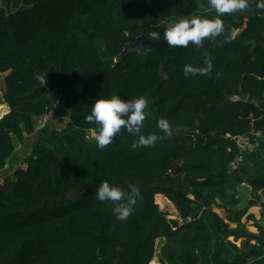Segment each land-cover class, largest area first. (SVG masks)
Here are the masks:
<instances>
[{
  "label": "trees",
  "instance_id": "1",
  "mask_svg": "<svg viewBox=\"0 0 264 264\" xmlns=\"http://www.w3.org/2000/svg\"><path fill=\"white\" fill-rule=\"evenodd\" d=\"M21 6L0 8V74L7 72L1 99L9 108L0 118V170L15 143L35 133L33 119L49 110V95L63 101L69 124L35 140L0 186V264H151L158 239L161 264H200L214 238L216 264L261 257L264 228L263 245L246 239L238 248L227 239L247 233L241 219L249 207L264 208V179L231 168L240 140L264 138V18L222 16L224 35L202 47H174L164 39L168 25L214 10L207 0H21ZM146 34L159 38L156 49L119 60ZM206 57L211 73L185 76L186 64L203 66ZM39 75L45 90L36 88ZM113 94L147 99L140 134L158 135L154 145L133 149L138 135L125 128L104 149L88 137L98 132L86 121L95 101ZM161 118L171 136L158 128ZM177 128L185 130L183 139ZM104 181L140 189L128 218L114 215L113 202L96 200ZM244 183L252 197L236 209ZM157 196L173 206V218Z\"/></svg>",
  "mask_w": 264,
  "mask_h": 264
},
{
  "label": "clouds",
  "instance_id": "2",
  "mask_svg": "<svg viewBox=\"0 0 264 264\" xmlns=\"http://www.w3.org/2000/svg\"><path fill=\"white\" fill-rule=\"evenodd\" d=\"M210 8L214 9V18H203L193 16L191 19L182 18L175 23H170L164 32V39L169 46L187 47L189 43L202 47L205 40H213L226 32L225 24L221 19L225 14L242 12L249 7V0H207ZM258 8L264 9V0H257ZM232 34L225 35L230 42ZM213 70V62L206 57L203 66L186 64L184 74L207 76ZM147 99L140 96L134 99H122L118 94L110 97L99 98L95 101L91 114L87 115L86 121L95 123L98 132L94 139L97 147L104 149L112 143L114 137L125 128L128 133L138 135L131 147H148L154 145L160 138L156 134L143 135L141 129L147 116ZM158 128L168 136L172 135V128L168 120L161 118ZM141 191L136 186H130V191L110 184L108 181L100 183L95 194L96 200L100 202L111 201L114 203V215L124 220L135 210Z\"/></svg>",
  "mask_w": 264,
  "mask_h": 264
},
{
  "label": "crops",
  "instance_id": "3",
  "mask_svg": "<svg viewBox=\"0 0 264 264\" xmlns=\"http://www.w3.org/2000/svg\"><path fill=\"white\" fill-rule=\"evenodd\" d=\"M257 0H249V7L242 11L237 12L233 14H225L226 17H237V16H243L247 20L248 18L252 17H261L264 18V9H260L257 6ZM21 6V0H0V8L5 9L8 13L14 12L18 9H20ZM206 15H211V17L216 16L215 10L210 11H204ZM7 74L5 72L4 74H0L1 81L3 80L4 76ZM0 104V110L3 111V115H5L9 108L7 105L2 103L1 99ZM1 115L0 118L3 116ZM29 136L26 138V140L22 143H15V149L12 157L10 160L7 161L6 166L4 169L0 170V176L3 178L12 176L14 170L19 168L21 166V162L23 159H25L29 153L32 143L37 139H42V136H40V133L38 136L35 135ZM239 148H240V154L235 160V162L232 164V169H240L245 168L249 171L250 174V180L251 179H264V138L260 134H256L254 136L253 142H245L244 140L239 141ZM26 149L28 150V153L20 159L18 154V149ZM18 158L17 166L13 169L12 164H10L11 160H16ZM4 174H7L6 176ZM4 175V176H3ZM247 184V183H245ZM248 185V184H247ZM249 186V185H248ZM252 197V193H251ZM250 197V200H251ZM249 200V201H250ZM263 202V198L261 200ZM221 212H220V211ZM214 212L217 213L220 217L224 218L225 213L221 209H214ZM246 215L252 216L253 220L246 221ZM264 208L258 205L251 206L247 209V212L245 216L241 219V222L244 224V230L247 232L245 235H239L235 240L233 237H229L227 240L231 243H233L236 247L240 248V245L243 241L246 239H251V244H262V241L259 238V227L264 228ZM230 228H235L236 225L233 223L229 224ZM164 239H158L156 241V244L159 245L158 248H156L155 254L150 262L152 264H161L159 261V250L160 247L163 245ZM263 245V244H262ZM220 250V239L214 238L212 242L210 243L208 249L202 250L200 252V264H216L215 263V255ZM234 255V253H232ZM243 260L239 256L237 260ZM149 262V263H150ZM242 264H264V254L261 257L258 258H251V259H245L242 261Z\"/></svg>",
  "mask_w": 264,
  "mask_h": 264
},
{
  "label": "rangeland",
  "instance_id": "4",
  "mask_svg": "<svg viewBox=\"0 0 264 264\" xmlns=\"http://www.w3.org/2000/svg\"><path fill=\"white\" fill-rule=\"evenodd\" d=\"M194 16L209 18V19L214 18V17H211V15H208V14L206 15V13L204 11H200L198 14H195ZM175 22H177V21H175ZM175 22H172V23H175ZM1 74H4V73H1ZM2 85L3 84L1 81V77H0V101L2 98V88H3ZM49 98L51 100V106L49 108V112L45 116L46 122L45 123L41 122L40 117L33 119V122L35 125V133H36L35 135L38 136L40 133V136H42V138L45 137L52 130H58L59 131V130L65 129L66 126L69 124V111L63 106V101L59 98L52 97V95H49ZM0 104H1V102H0ZM174 133H175V136L177 138L183 139L185 137V130L177 128L174 130ZM95 135H96L95 132L94 133L91 132V134H89L88 137L94 139ZM27 153H28L27 148L25 150L22 148L18 149V154H19L20 159H22ZM17 162H18V158L16 160L14 159V160L10 161V164L13 165L11 169H13L17 166ZM4 175L6 176L7 174H4ZM155 202L161 210H163V211H165L171 215V216H169L170 218L174 217L176 212H175L173 206L170 203H168L166 201V199L162 198L161 196H157L155 198ZM158 246L159 245L156 244V248H158ZM151 264H152V262H151Z\"/></svg>",
  "mask_w": 264,
  "mask_h": 264
},
{
  "label": "water",
  "instance_id": "5",
  "mask_svg": "<svg viewBox=\"0 0 264 264\" xmlns=\"http://www.w3.org/2000/svg\"><path fill=\"white\" fill-rule=\"evenodd\" d=\"M159 38L154 34L141 35L128 47L123 49L119 56V60L131 53H141L143 51H151L158 47ZM37 89L45 90L48 88V84L45 82L44 76L39 75L36 77ZM251 197V188L247 184H241L237 187V198L239 199L236 209H243L247 206ZM199 213H195L191 218L198 217Z\"/></svg>",
  "mask_w": 264,
  "mask_h": 264
},
{
  "label": "built area",
  "instance_id": "6",
  "mask_svg": "<svg viewBox=\"0 0 264 264\" xmlns=\"http://www.w3.org/2000/svg\"><path fill=\"white\" fill-rule=\"evenodd\" d=\"M49 112V110L46 109V111L40 116L41 118V122L45 123L46 119H45V116L46 114ZM3 181H4V178L0 176V186L3 184Z\"/></svg>",
  "mask_w": 264,
  "mask_h": 264
},
{
  "label": "bare ground",
  "instance_id": "7",
  "mask_svg": "<svg viewBox=\"0 0 264 264\" xmlns=\"http://www.w3.org/2000/svg\"><path fill=\"white\" fill-rule=\"evenodd\" d=\"M1 115H3V112H2V110H0V116H1Z\"/></svg>",
  "mask_w": 264,
  "mask_h": 264
}]
</instances>
